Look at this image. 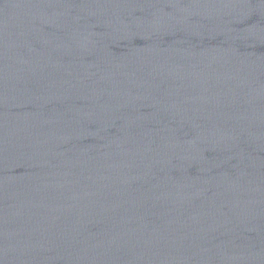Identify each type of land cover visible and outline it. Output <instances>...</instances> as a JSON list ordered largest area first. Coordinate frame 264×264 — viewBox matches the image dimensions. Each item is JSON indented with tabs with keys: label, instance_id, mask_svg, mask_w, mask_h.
Masks as SVG:
<instances>
[{
	"label": "water",
	"instance_id": "95a60500",
	"mask_svg": "<svg viewBox=\"0 0 264 264\" xmlns=\"http://www.w3.org/2000/svg\"><path fill=\"white\" fill-rule=\"evenodd\" d=\"M0 264H264V0H0Z\"/></svg>",
	"mask_w": 264,
	"mask_h": 264
}]
</instances>
